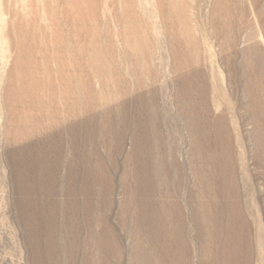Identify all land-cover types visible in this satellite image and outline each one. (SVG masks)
Listing matches in <instances>:
<instances>
[{"label": "rangeland", "instance_id": "rangeland-1", "mask_svg": "<svg viewBox=\"0 0 264 264\" xmlns=\"http://www.w3.org/2000/svg\"><path fill=\"white\" fill-rule=\"evenodd\" d=\"M233 1L0 0V264H139L142 253L173 264L160 255L171 238L157 239L149 251L141 235L144 196L137 194L136 175L147 160V139L172 171V154L177 160L173 190L184 199L188 264H201L199 228L192 222L199 197L189 158L196 138L205 145L210 130L191 132L181 121L174 100L179 87L187 92L199 76L201 83H217L223 103L211 116L219 118L221 134L228 131L247 174L256 176V191L264 190V169L253 159L259 157L257 136L264 139V118L253 120L264 113V91L257 94L264 84L258 78L264 73V0ZM226 31L232 46L220 38ZM180 42L195 45L189 56L197 63L176 72L182 62L173 50ZM206 93L201 87L193 102L202 118ZM148 103L155 106L151 125L139 111ZM151 126H158V138ZM181 174L187 175L183 187ZM170 180L168 174V190ZM161 182L160 176L154 184ZM260 227V257L253 248L251 264H264V212Z\"/></svg>", "mask_w": 264, "mask_h": 264}, {"label": "bare ground", "instance_id": "bare-ground-1", "mask_svg": "<svg viewBox=\"0 0 264 264\" xmlns=\"http://www.w3.org/2000/svg\"><path fill=\"white\" fill-rule=\"evenodd\" d=\"M220 10H223V8ZM220 19L222 18L220 17ZM220 19L218 20L220 21ZM215 26L217 27V24ZM227 27L228 26H226V28ZM220 38L225 39L224 42H226L227 45L229 44V46H232L234 43L233 37H231V35H228L227 31L221 33ZM190 49H195V45L193 44L186 46L185 44H183V42H180L177 49L173 50V56H175L177 60L182 62L181 65L176 66L178 68L176 72L177 71L180 72L184 69H189V68L193 69V65L197 63V59L194 58V56H189V51H191ZM253 52L255 51L253 50ZM255 54H257V52ZM190 57H192L193 60H191ZM241 73L243 72H240V74ZM195 78H197V76ZM200 78L201 77L199 76V78L194 79L195 82H193V80L191 81L192 86L189 84L190 85L189 88L188 85L189 90L187 92H185L186 90L184 91L179 87V90L177 91L178 94L176 93V99L174 98L178 106V115L182 119L181 121L185 122L184 124H186V126L190 128L191 132L194 131L199 132V130L202 131L205 128L210 130L209 132H207L208 134L205 135L204 137L205 145L201 144L199 138H196V140L194 141L195 143L194 149L192 150V154H191L193 156L189 158L190 170L195 175V184L198 189L197 190L198 196L195 194L194 197L196 199H198L199 197L197 201L198 208L195 213V217H193L192 219L193 224H196V226L199 228V231L197 233L198 237L196 239L197 243H199V250H198V256L200 257L199 260L201 264H251L252 254L254 249H256L255 256L259 258L260 257L259 251L262 248V243H261L262 231L260 227V216L264 212V209L261 207V203L264 202V190L261 192L256 191V185H254L253 182L256 176L253 177L251 173L247 174L248 173L246 170L247 166L245 167L240 160L239 161L237 160V155L235 151L229 145L228 131L226 132L225 130L226 133L221 134L220 131L222 126L221 128H219L220 127L219 125H221L219 123V118L216 120L213 119L211 116V114L213 115V108L215 107V109H219L223 103L221 97L218 95L217 92V83L210 84L204 78L201 83V81L199 80ZM258 78L262 79L261 82L263 84L264 83L263 71L261 72V75L258 76ZM201 87H203L208 94H212L214 96V101L209 100V97L207 99L208 94L206 93L207 96L206 97L203 96L202 99L203 103L202 102H201L202 104L199 103L204 108V110L202 109V111H204V118H202L201 116L202 113L201 114L198 113L196 109L197 107L193 103L194 99L196 97L198 98L197 93H199V89ZM233 87L235 86L233 85ZM230 91H234V90H230ZM263 91H264V84L260 88H258L257 94L261 92L263 93ZM155 92L156 91H154V93ZM203 95H205V92ZM148 96L150 97V95ZM199 97L202 98L201 96ZM255 99L257 100V98ZM159 102H161V100ZM185 102L189 103L188 105H190V109L189 110L187 109L188 112H186L185 110L186 108H184ZM263 102H264V97L260 99V104H262ZM239 103L241 104L243 102L240 100ZM255 105L256 107H259V104H255ZM152 106H153L152 103H148L146 108L139 110L140 112L144 113L145 118L147 119L149 125H151L152 121L154 120L153 111L155 110L151 109ZM154 107L155 106H153V108ZM252 107L249 108L250 111H252ZM149 110L153 113V115ZM198 110L200 109L198 108ZM223 111H228V110L225 109ZM253 118H254L253 120L255 119L262 120L264 118V113L258 112L256 116H254ZM224 120L223 121L221 120L223 124H225ZM157 128L158 126L157 127L151 126V129L149 127V129L151 130L150 135L153 138H158L156 133ZM261 131L262 129H260V132ZM257 137H258L257 149H255V151L256 150L257 151L255 152V154L257 155L258 152L259 157L261 159H259L258 156H254L253 159L255 161L254 163H256L255 164L256 168L259 169L261 167L263 170L264 169V139L261 137V134H259ZM136 140H137L136 141L137 145L135 146V152L137 151L140 145L141 137ZM254 140L256 141V139ZM145 144L149 145L148 153L144 155V159L147 160L144 161L145 163H142V165L139 166L140 169L138 168L139 170L136 175V178L141 179V182H139L141 188H139L137 194L140 192V194L144 196L143 202L138 207L139 212H141L143 215L142 221L145 223L144 227H142L143 231L141 235L143 236L145 235V237L148 239L149 251H151V246L155 245L157 239L163 240L166 237L171 238L172 242H170L168 245L166 244V248H163L160 251V255L164 259L162 263L166 262L167 256H170L172 257L171 262L173 264H188L191 253V245L187 242V238L190 234V231H189L187 219L185 220L183 225V219L186 216L184 214V210L180 205V203H182L184 199L182 198L181 195H178L177 191L174 193L173 190L174 187L177 189L178 185L177 183H175V181L172 180V172L176 169V173L180 174L178 172V165L176 163L177 160L175 159V156L172 154L171 157L173 159L172 160L173 165L175 166V169L172 171L171 167L167 165L166 158L163 155L162 157L157 156L155 154L156 148H150L151 140L150 141L148 139L145 140ZM216 145L218 147V150L216 148ZM204 150H207V152ZM168 174H170L171 177L169 190L166 181V176ZM160 176L162 177V182L158 186H156L154 183L155 181L159 180ZM257 178L260 179V176L258 175ZM185 179L187 180V175L185 177L181 174L179 180V184L181 187H183V185L186 183ZM241 183L243 186H241ZM201 187H203V189H201ZM263 188H264V173H263ZM193 193L195 192L193 191ZM171 198L174 199L179 204L168 200ZM212 199L217 201H212ZM167 225H170L168 231L166 229ZM178 225L179 227H177ZM163 227L165 228L167 235L165 234ZM144 231H146V233ZM48 234L51 235L52 233L48 232ZM151 239L153 240V244L152 242H150ZM52 245L53 243L51 244V240L47 242V247L48 246L50 247ZM175 249H179L181 254H177L175 256L174 255ZM150 255L146 253L144 255L143 253L140 254L139 257L140 260H142L140 263L159 264L158 259ZM141 256H143L142 259Z\"/></svg>", "mask_w": 264, "mask_h": 264}]
</instances>
